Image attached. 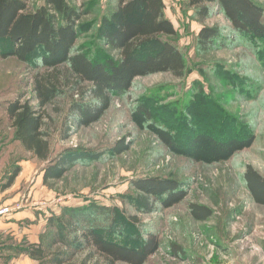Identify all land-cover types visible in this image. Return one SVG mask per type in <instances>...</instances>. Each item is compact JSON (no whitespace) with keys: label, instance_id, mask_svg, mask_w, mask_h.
Listing matches in <instances>:
<instances>
[{"label":"rangeland","instance_id":"obj_1","mask_svg":"<svg viewBox=\"0 0 264 264\" xmlns=\"http://www.w3.org/2000/svg\"><path fill=\"white\" fill-rule=\"evenodd\" d=\"M253 1L264 11V0ZM108 2L69 0L86 12L76 49L97 61L116 58L98 39ZM163 2L176 32L164 39L182 53L185 76L135 79L128 92L113 94L100 121L86 128L69 124L68 108L72 99H93L65 87L47 108L46 124L52 158L73 162L63 177L46 184L42 172L47 163L15 141L5 114L8 103L20 96L37 105L33 80L46 72L44 54L39 49L21 62L11 55L13 45L0 40V190L17 164H24L6 195L11 199L18 194L19 202H44L39 208L54 212L87 201L118 207L126 224L122 244L135 245L127 240L132 236L146 240L152 235L160 242L146 264H264V206L253 202L243 181L247 166L264 177V39L237 34L214 5L210 17L199 22L185 0ZM31 3L40 5L42 0ZM202 27L220 30L206 53L196 43ZM229 144L236 149L216 153L215 146ZM144 178L172 182L185 198L168 209L157 204L155 212L140 214L139 193L129 182ZM191 205L208 208L211 216L194 220ZM129 215H137L138 225L127 220ZM79 257L74 264L81 262L83 255Z\"/></svg>","mask_w":264,"mask_h":264},{"label":"trees","instance_id":"obj_2","mask_svg":"<svg viewBox=\"0 0 264 264\" xmlns=\"http://www.w3.org/2000/svg\"><path fill=\"white\" fill-rule=\"evenodd\" d=\"M185 2L199 22L210 17V5H214L237 34L264 39V11L253 0ZM164 9L163 0H109L98 26V39L116 58L97 61L76 49L79 24L86 15L83 7L76 8L69 0H42L40 5L31 0H0V40L13 45L11 55L25 62L39 49L44 54L46 72L35 74L33 80L37 105L20 96L10 101L5 111L15 141L47 163L42 172L43 184L63 177L73 162L72 158H52L46 124L47 108L58 101L65 87L70 86L82 97L87 93L93 99H72L68 108L72 119L69 124L86 128L100 121L110 106L111 96L128 92L135 79L156 74H169L178 80L185 76L187 66L182 53L164 39L176 33ZM219 34L217 27H202L196 36L198 50L210 51ZM84 85L87 89L80 90ZM64 127L71 128L68 123ZM234 146H215L216 153H230L236 149ZM19 172L20 168L15 167L2 188L11 187ZM243 181L253 202L264 206V177L247 166ZM129 184L139 193L136 211L140 214L155 212L157 204L165 209L173 207L186 195L174 183L159 178L136 179ZM189 209L196 221L211 216V211L203 206L191 205ZM123 215L118 207L95 201L77 207L61 206L57 213L50 212L37 243L24 242L12 250L45 264H74L81 255L79 264H146L159 250L160 242L151 235L146 240L137 236L127 239L135 245L122 244L119 239L126 225ZM127 220L133 225L139 223L137 215H129Z\"/></svg>","mask_w":264,"mask_h":264},{"label":"crops","instance_id":"obj_3","mask_svg":"<svg viewBox=\"0 0 264 264\" xmlns=\"http://www.w3.org/2000/svg\"><path fill=\"white\" fill-rule=\"evenodd\" d=\"M17 166L20 167L19 173L22 175L25 170L24 164H17ZM14 183L11 187L15 186ZM4 184L5 182L2 185ZM10 189V187L3 189L1 186L0 190V207L9 206L12 209L9 215L0 217V264H35L34 260L23 253L18 254L12 248H18L24 242L37 243L38 235L43 230L46 219L52 210L39 208L44 202L36 201L32 204L25 202L23 204V202H19L18 194L11 199V196H6L9 191L13 190V188ZM40 214L44 217L42 221L36 217ZM39 227L41 229L36 234Z\"/></svg>","mask_w":264,"mask_h":264},{"label":"built area","instance_id":"obj_4","mask_svg":"<svg viewBox=\"0 0 264 264\" xmlns=\"http://www.w3.org/2000/svg\"><path fill=\"white\" fill-rule=\"evenodd\" d=\"M11 211L12 209L9 206L0 207V217L9 215Z\"/></svg>","mask_w":264,"mask_h":264}]
</instances>
